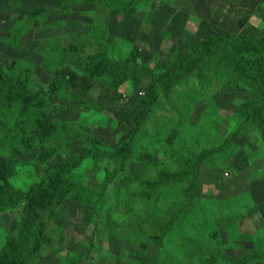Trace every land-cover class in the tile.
I'll list each match as a JSON object with an SVG mask.
<instances>
[{
  "label": "rangeland",
  "instance_id": "1",
  "mask_svg": "<svg viewBox=\"0 0 264 264\" xmlns=\"http://www.w3.org/2000/svg\"><path fill=\"white\" fill-rule=\"evenodd\" d=\"M116 1L86 6L79 0L64 15L58 12L59 2L0 0L3 68L11 71L29 54L37 63L63 69L57 75L41 66L36 69L25 98L29 119L16 128L17 123L0 117V191L30 193L35 184L48 181L54 169L78 158L85 147L94 144L107 153L128 140L132 121L140 115L139 101L153 77L124 73L116 86L104 77H90L82 60L97 52L101 41L113 46L121 58L134 53L156 74L159 64L182 61L192 45L210 35H264V18L252 17L253 29H236L243 14L225 10L211 15L212 0H120L126 14L118 12ZM254 4L244 0L242 5ZM232 22L235 26L230 29ZM71 45L81 46L70 53L66 50ZM197 67L177 75L168 98L164 84H158L159 101L140 127L131 155L120 168L122 175L112 183L106 184L104 169L96 172L88 161L71 178L79 186L69 191L64 204L32 194L18 206L0 210V252L8 239L21 234L29 207L41 213L33 220L43 222L45 239L28 264H223L218 261L222 256L264 257V142L259 128L243 125L239 118L249 91L228 84L218 64L207 65L204 72ZM58 79L74 83L69 94L62 87L55 92L52 84ZM87 95L122 103L132 113L124 117L107 108L97 112L83 104ZM8 124L11 131L55 129L47 143L48 167L39 162L41 142L15 139L7 133ZM227 140L233 147L214 156L212 166L198 169L194 209L160 243L158 225L167 224L187 185L171 181V187L161 185L155 193L142 181H160L162 168L178 173L184 159L204 150H222ZM106 167L114 173V165ZM36 198L39 207L32 202ZM92 203L99 206L94 209Z\"/></svg>",
  "mask_w": 264,
  "mask_h": 264
},
{
  "label": "trees",
  "instance_id": "2",
  "mask_svg": "<svg viewBox=\"0 0 264 264\" xmlns=\"http://www.w3.org/2000/svg\"><path fill=\"white\" fill-rule=\"evenodd\" d=\"M49 1L59 2L58 12L64 15L69 14L79 3V0ZM84 1L86 6H91L100 0ZM113 3L118 6L119 13H127L120 0ZM261 3L264 6V0ZM80 46L71 45L66 51L75 52ZM98 48L97 52L85 56L82 60V68L87 71L90 77L109 79L112 86L117 85L118 80L124 73L129 74L131 77H153L145 88V97L139 101L137 111L140 112V115L132 121L131 131L127 134L128 140L107 153L98 151L97 146L94 144L85 147L78 158L64 162L60 169H54L49 176V180L35 184L30 193L16 189L0 191V210L14 208L32 194H37L45 200L49 198L48 201L51 204H64L69 191L79 186L71 178L88 161L94 163L96 172L104 169L107 178L106 184L112 183L118 176L122 175L121 169L131 155V145L136 141L140 127L150 118L153 108L159 101L158 84H164L163 94L168 98L171 92L170 86L177 82V75L182 71L191 72L196 64L201 72L209 68L206 67L207 65L218 64L223 71L222 73L225 74L228 84L233 87L243 86L249 91L250 98L240 108L239 118L243 121V125L254 124L259 128L264 142V35L259 37L248 33L210 35L199 41L197 45H192L191 54L182 61L174 62L168 66L159 64L156 74L150 68L141 65L134 53L121 58L113 46L102 41ZM39 66L48 71H54L55 74L61 73L63 70H60L57 66L37 63L35 57L29 54L22 56L11 71L3 68L0 62V117L9 120L10 123H17L16 128L23 120L30 118L29 107L25 98L29 94L28 84L33 80L35 71ZM52 87L55 92L59 87H62L68 93L74 87V83L69 79H58L53 82ZM80 92L84 94L83 89ZM69 96L76 102L73 95L70 94ZM82 102L91 106L97 112H102L107 108L115 110L124 117H129L132 113V108L129 106H124L122 103L104 102L92 95L85 96ZM6 130L15 139L20 138L28 143L40 141L41 144L38 147L40 148L41 158L39 162L40 165L48 167L47 157L49 152L47 143L54 135L55 129L44 126L34 131L27 129L11 131L8 124ZM48 133H50V136H48ZM2 142H4V139H2ZM232 147L233 143L227 140L221 147L222 150L216 148L204 150L199 155L184 159L183 168L178 173H172L168 169L162 168L159 171L160 181L154 183L149 180L142 181L144 185L152 186L155 193L159 192L161 185H166L167 188L171 187L169 183L171 181H178V183L187 185L179 192L182 195V201L175 203L167 224L161 223L158 225L160 228V243L194 209L195 192L200 182L198 169L202 166H212L214 156L219 153L223 154L225 149ZM107 165H114V173H109ZM32 202H35L37 207L40 206L39 198L34 199ZM91 205L94 209L99 206L98 203H92ZM27 213V216L22 220L21 234L18 238L8 239L6 246L1 250L0 264H28L30 256L41 250L42 242L45 239L43 236L44 224L42 221L36 222L33 220L34 215L41 218V213L32 211L29 207ZM218 261H222L223 264H256L264 262V257L251 253L236 258L222 256Z\"/></svg>",
  "mask_w": 264,
  "mask_h": 264
},
{
  "label": "crops",
  "instance_id": "3",
  "mask_svg": "<svg viewBox=\"0 0 264 264\" xmlns=\"http://www.w3.org/2000/svg\"><path fill=\"white\" fill-rule=\"evenodd\" d=\"M212 1H214V3L212 6H210V8L211 9L215 8V10L212 11L211 15H214L215 11H217V12L223 11L224 12L225 10L228 12H235L237 14H239L241 12V14H243V17L241 18L242 21L238 23V25L236 26V29H253L251 27L252 25L250 26V21H251L252 17H258L259 19L264 18L263 17L264 16V8L259 4L260 2H262V0H258V1L250 0L253 3H255L253 8L250 6L244 7L242 5L244 0H212ZM202 6H203L202 10L206 11V9L204 8L205 5L202 4ZM260 9H262L263 12ZM216 16L219 17L220 15H218V13H217ZM237 20H238V18H237ZM234 26H235V22H232V27L230 29H233Z\"/></svg>",
  "mask_w": 264,
  "mask_h": 264
}]
</instances>
